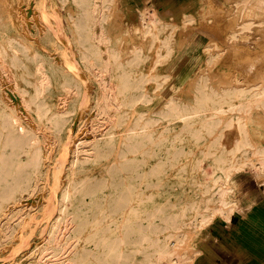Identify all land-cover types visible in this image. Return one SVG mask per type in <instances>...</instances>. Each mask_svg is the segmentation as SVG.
Here are the masks:
<instances>
[{
	"label": "bare ground",
	"instance_id": "6f19581e",
	"mask_svg": "<svg viewBox=\"0 0 264 264\" xmlns=\"http://www.w3.org/2000/svg\"><path fill=\"white\" fill-rule=\"evenodd\" d=\"M221 1L214 15L229 23L201 48L188 84L170 65L195 36L183 31L199 26L197 11L176 21L140 9L131 32L114 15L118 0H53L71 46L58 53L77 57L96 92L87 130L56 158L64 176L49 189L52 136L76 110L78 68L54 63L51 43L38 42L55 41L51 33L29 32V20L42 16L47 26V0H0V250L28 245L29 203L41 185L42 220L52 217L26 253L3 264L49 256L55 264H198L193 240L217 219H264V200L245 208L232 183L248 171L264 175V0ZM225 241L234 245L235 235Z\"/></svg>",
	"mask_w": 264,
	"mask_h": 264
},
{
	"label": "rangeland",
	"instance_id": "374dc122",
	"mask_svg": "<svg viewBox=\"0 0 264 264\" xmlns=\"http://www.w3.org/2000/svg\"><path fill=\"white\" fill-rule=\"evenodd\" d=\"M46 1V0H45ZM177 0H174V2H176ZM217 1V0H216ZM216 1H207V4H203L201 7L197 8V14L200 17V21H199V26H195L194 28H191L189 30L183 31V35H195V39L192 43L193 46H204L205 44L209 43L212 41V35H216L218 33H220L222 31V27H224V25L226 26L229 22L228 19H226L225 16H219V15H214V11H217L218 9H220V3L216 2ZM223 1V0H222ZM221 1V2H222ZM168 1L166 0H118V8H116L115 10V17L120 18V20H122L121 23H125L126 20L128 21V29L132 28L133 30L136 28V25L139 23V11H140V5H150V6H155L156 8H162L164 11H161V13L163 15H165V17H170L172 19H175L176 21H180L183 17H184V13L188 10H194V8L190 7V6H185L184 3H180V2H176L173 5H167ZM170 2V1H169ZM45 10L44 12H46L45 16L49 17L48 15H52V17L55 19L60 18V19H53L52 17H49V20L47 18L46 25H43V19L42 16L37 19V20H29L28 22V28L30 29L29 32L32 33V35L34 33H36L37 31H35L36 28H40V36L43 37L45 35V33L49 32L51 33V36L56 37L57 39L55 41L52 42H44L42 39H40L38 42L39 43H51L52 45L55 44L54 42L56 41H60L61 43H63L64 48H62V50H56L58 48L53 47L51 44H48L47 47L45 48L46 52L49 54L50 57H52L54 59V63L59 64L62 67L68 68L69 65H71L74 68H78V72H74L77 75H79V80H80V89H79V99L78 101H76V110L71 113V116L68 119V122L62 132V136H58L56 135V133L53 134L52 136V152H51V158H50V165L47 167L46 171H47V175L45 178L46 181V185H48L49 189L52 188H57L64 176V172L61 174V172L63 171V168L61 169L60 167H57L56 164V158L60 157L61 158H65L68 157L69 153L71 152L72 149V142L74 140L77 139L78 136H83L84 131H86V126H82V124L84 123V121H86L89 118V114H90V110L93 104V97L94 94L96 92V86H94L90 81H85V79L82 77L83 71L82 68L80 66L79 61L77 60V57L75 56V60H68V59H63V57L60 55L62 54L64 51L66 50H70L67 49L69 46V42L67 40V31H65L64 29H62L61 25H58L57 22L62 21L61 20V15L59 13V11L57 9H55L53 7V0H47V2H45ZM52 6V9H51ZM209 9V10H207ZM42 11V8L41 10ZM209 11H213V19L211 25L207 24V19L208 17H210V14H207ZM47 12L49 14H47ZM53 14H56L53 16ZM60 15V17H59ZM57 21V22H56ZM46 24V23H45ZM53 26V30H47L44 29V27H50L48 25ZM59 24H61L59 22ZM201 24V25H200ZM58 26V27H57ZM131 26V27H130ZM211 26V27H208ZM56 27V28H55ZM205 28V29H204ZM130 29V31L132 30ZM213 29V30H212ZM133 32V31H131ZM189 34H188V33ZM133 34V33H132ZM210 34V35H209ZM212 37V38H211ZM67 44V45H66ZM66 46V47H65ZM71 47V46H69ZM66 49V50H65ZM190 50V48H189ZM60 54H59V53ZM228 52L226 54V59L228 60V56H229ZM230 57V56H229ZM179 59L181 60H186L188 62H185L184 64L188 67L192 66V72L190 73L191 76L190 78H188L187 82L188 84L192 83V80H195L197 78V76L199 75V72L201 70V65L202 63L199 62V56L195 55V54H190L189 56H183V57H179ZM257 63V62H256ZM200 66V67H199ZM199 68V69H198ZM198 69V70H197ZM197 71V72H196ZM221 73V72H219ZM218 72L216 73L219 74ZM222 76V75H220ZM194 77V78H193ZM179 81V78H178ZM69 99V98H67ZM62 106H65L64 103H62ZM56 164V165H54ZM52 166V167H51ZM57 167V169H55L53 167ZM49 168V170H48ZM60 169V170H59ZM59 170V171H58ZM62 170V171H61ZM55 173H54V172ZM48 173L50 175V177L48 176ZM55 174V176H54ZM247 175L244 177H258L261 180H264V175H258L256 172H246L243 173L241 175ZM62 175V176H61ZM261 176V177H260ZM240 175H238L237 177H235L232 181L234 187H236L238 181L240 180ZM246 178V179H247ZM48 179H50V182L47 181ZM54 179V180H53ZM239 179V180H238ZM236 181V182H235ZM49 182V183H48ZM51 183V184H50ZM50 184V186H49ZM53 184V185H52ZM46 185H43L46 186ZM236 198L238 199H242L243 197H238L236 195ZM30 211H29V217L27 219V227H28V233H32L30 235V237L27 239V246L26 244L23 245L25 248H23L21 245H19V248H16V252L14 253V251H12L11 253H14L11 255V253H7L4 252L3 249L0 250V264H3L7 261L15 260L17 259L19 256H21L22 254L26 253L28 251V249L34 244V242L38 239H40L41 235H43L46 231V229L50 226L51 222H52V217L51 216H47V218H44L42 220V211L44 210V207H42V185L40 187V189L36 190L35 195L31 196L30 199ZM45 211L46 213H51L52 212V207H45ZM51 220V221H50ZM73 225L70 224L68 226V230L66 232L68 237L70 236V232H72L73 230ZM228 227V225L225 224V222L223 220L217 219L211 227L207 228L206 230L202 231L201 233H199L198 237L195 238L193 240L194 243V247L193 249L199 250V257L196 260V263L198 264H205V256H206V251L208 249V245L210 243V241H212V239L214 238H218L217 232L226 230ZM256 239L260 238L262 240V236L260 235H255ZM11 256H10V255ZM68 255L65 254V258H67ZM15 258V259H14ZM64 258V259H65ZM46 259H50L48 262H45L46 264H55V261L57 260L56 258H51V256H49ZM55 260V261H54ZM68 263V261H67Z\"/></svg>",
	"mask_w": 264,
	"mask_h": 264
},
{
	"label": "crops",
	"instance_id": "0c3cea01",
	"mask_svg": "<svg viewBox=\"0 0 264 264\" xmlns=\"http://www.w3.org/2000/svg\"><path fill=\"white\" fill-rule=\"evenodd\" d=\"M166 1H168L166 2L168 7L169 5L171 6L176 2H180L184 3L185 6L194 8V10L190 9L186 11L185 13L187 14L197 11V8L206 3V0H177L176 2H174V0ZM139 7V9L155 8L157 13L164 19L170 18L165 17V15L161 13V11H164L162 8H156L155 6L150 5H140ZM118 20L122 22L120 18H118ZM194 39L195 36L191 39L190 42L184 45L183 49L178 53L175 59L171 61L170 68L175 81H178V78L179 80H181L184 77L188 79L191 76L190 73L193 69L192 66L188 67L184 64L188 61L181 60L179 59V57L195 54L199 56V62L201 63L200 52L203 46H193L192 43ZM244 176L247 175L244 174L240 176V180L238 179L239 181L235 188L237 196L243 197L242 199H239V201H241L239 202V204L247 208L250 202L256 204L264 200V180H261L260 178L254 176H251L249 178ZM257 223L256 221L251 220L248 215L246 217L234 216L230 223H225L226 225H228L227 229L217 232L218 238H214L212 239V241H210L208 249L206 251L204 260L205 263L252 264L254 261L253 259L249 258L256 256L257 260L255 261L260 262V264H264V219L257 220ZM233 234L235 235L236 242L233 243L234 245L230 246L226 243L225 238H233ZM256 234L259 236L261 235L262 240L260 238L256 239ZM248 249H250V251ZM254 251H256V255ZM241 255H243V258Z\"/></svg>",
	"mask_w": 264,
	"mask_h": 264
},
{
	"label": "clouds",
	"instance_id": "9594fccd",
	"mask_svg": "<svg viewBox=\"0 0 264 264\" xmlns=\"http://www.w3.org/2000/svg\"><path fill=\"white\" fill-rule=\"evenodd\" d=\"M237 211H239L238 205L232 206V212H233V214H235Z\"/></svg>",
	"mask_w": 264,
	"mask_h": 264
}]
</instances>
